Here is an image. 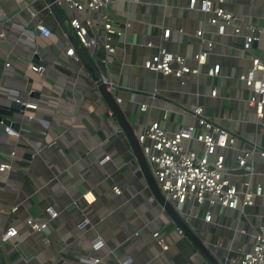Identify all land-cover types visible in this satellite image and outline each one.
Returning <instances> with one entry per match:
<instances>
[{"label":"crops","instance_id":"0c3cea01","mask_svg":"<svg viewBox=\"0 0 264 264\" xmlns=\"http://www.w3.org/2000/svg\"><path fill=\"white\" fill-rule=\"evenodd\" d=\"M199 1L191 9L189 0H111L106 12L113 27L120 28L123 20L128 21L120 36L113 35L114 52L107 53L106 63L100 60L106 54L100 44L81 46L82 52L115 86L114 93L121 98L120 105L135 133L154 119H164L167 128L175 121L187 122L188 119L178 114L179 108L198 103L214 122L222 123L238 136L239 148L264 143V115L260 126L247 121L251 108L246 99L250 91L236 78L237 73L251 64L241 51L247 25L253 22L264 29L261 0L224 1L225 10L242 15L241 35L234 36L227 29L215 38L208 32L216 40L207 63L185 84L140 66L146 57L160 49L191 59L200 47L194 33L204 26ZM45 3L46 0H0V33L5 31L0 37V67L3 62L11 61L7 74H0L1 83L9 87L10 96L22 93V88L39 94L38 98L28 97L38 108L28 111L20 120L24 128L21 134L29 135L32 147L22 138L16 141L18 163L25 168L21 175L0 173V220L13 225L27 213L46 218L47 206H52L57 215L47 223L52 241L48 246L43 243L41 233L30 234L17 223V234L7 240L1 252L2 264H59L61 260L67 264H208L201 256L200 261L193 260L197 252L190 250L186 237L177 232L155 201L127 138L119 131L114 117L107 115V104L103 100L98 106L92 103L95 95L89 89L92 82L88 69L78 72L59 53L58 39L63 30L53 13L44 9ZM56 5L71 32L69 11L65 5ZM39 18L52 28L49 40L33 32ZM166 28L170 33L165 39ZM205 29L209 30L207 26ZM38 47L41 61L47 63L42 66L43 73L30 69L34 64L32 55ZM252 51L263 53L259 45H254ZM214 64L220 65L219 74L210 80L217 85V94L209 97L210 83L205 71ZM191 65L196 66L193 60ZM74 85L82 89L77 87L75 91ZM74 92L83 94V100H76ZM140 104L146 105L144 111L139 110ZM10 145H13L11 139L0 133V152H7ZM28 148L33 150L29 160L24 158ZM234 153V150L227 152L229 162ZM253 160L257 173L252 180L263 184V194L251 199L243 209L216 211L210 223L203 221V209L197 210L193 220L194 232L222 262L247 250L255 228L264 224V158L254 155ZM235 173V181L242 182V170ZM114 185L119 187L120 194L115 193ZM12 198L19 201L29 198L20 205L15 217L7 216L4 210ZM81 219L86 221L79 227ZM153 231L166 240L167 252L160 251ZM95 233L105 241L104 248L96 255L88 244ZM13 243H18V251L9 249ZM92 256L100 257V262L92 263Z\"/></svg>","mask_w":264,"mask_h":264},{"label":"built area","instance_id":"2783aa9c","mask_svg":"<svg viewBox=\"0 0 264 264\" xmlns=\"http://www.w3.org/2000/svg\"><path fill=\"white\" fill-rule=\"evenodd\" d=\"M54 1L58 5H65L69 11L68 23L79 45L88 47L89 43L100 44L106 52L104 58L100 60L106 63L107 53H113L115 50L111 44L113 35L120 36L128 25V21L123 20L120 28L113 27L106 12L107 5L111 0ZM224 1H199L198 9L204 15V26L198 28L194 33L199 39L200 47L191 59L160 49L156 54L146 57L140 66L162 76L176 78L182 84H185L191 75L197 76L200 73V66L207 63L215 38L221 37L227 29L234 36L241 35L243 17L225 10L222 6ZM195 2L196 0H189V8L193 9ZM261 5L264 7V0H261ZM44 9L52 12L48 3L44 4ZM27 10L31 15H35L30 9ZM206 26L209 28L207 32ZM247 31L248 33L243 35L241 51L243 55L249 57L251 64L237 73L236 78L250 91L246 99L247 106L251 108L248 111L247 121L255 122L260 126L264 115V29L251 22L247 25ZM33 32L43 40H49L53 34L51 26L40 18L35 20ZM208 32L212 33L215 38L208 36ZM169 33V28L164 29L163 37L168 38ZM3 35H5V31L0 33V37ZM146 45L151 46V43L147 42ZM254 45H259L263 53L260 55L254 53L252 51ZM57 49L69 63L73 64L75 70L83 72L86 69L73 44L63 32L59 36ZM40 52L38 47L32 56H37L41 61ZM192 60L196 66L191 65ZM10 65L11 61L3 62L0 67V74H7L6 68ZM42 66L34 61V64L30 65V69L34 72L43 73L44 66ZM94 67L98 70L100 79L106 83V87L114 96L115 101L120 104L121 98L115 95L113 83L101 73L97 66ZM219 72V64L211 65L205 71L206 79L210 83L207 86L209 97H215L217 94V85L212 84L210 80L216 77ZM90 80L92 86L88 87L95 95L92 103L98 106L99 102L102 101L101 94L92 78ZM77 87L80 86L74 85L75 91ZM80 88L82 89V87ZM31 90L33 89L22 88V93L10 96L8 94L9 87L2 85L0 80V105H7L11 99H15L24 107L23 110L14 112L11 118L0 114V133L13 142L7 152H0V173L10 174L12 172L21 175L23 168H25L24 164L18 163L19 157L16 155L15 149L18 138H22L28 146L32 147L29 135L21 134V129L24 131V128H21L22 123L20 121L26 117L28 111L33 112L38 108L36 103L28 100V93ZM74 96L79 102L81 99L83 100V94L74 92ZM145 109V104L139 105V110L144 111ZM178 114L188 121H175L167 128L164 119H154L143 125L141 130L136 133V138L161 193L172 203L180 217L195 231L193 220L197 217L198 209L204 210L203 221L210 223L216 211L231 212L236 209H243L251 199L263 194V184L253 181L252 177L257 173L253 156L258 155V157L264 158V143L258 145L255 143L250 148H239L238 136L222 123L214 122L205 114L203 106L198 103L179 108ZM107 115L113 116L110 108L107 109ZM6 120L8 121L6 122ZM12 122L19 124V130L11 127ZM106 135L108 138L111 137L107 133ZM230 150H234L235 153L229 162L227 152ZM237 170H242L244 176V180L240 183L235 181ZM3 190L5 189L3 188ZM113 190L116 194L121 193L117 185L113 186ZM85 196L86 194H84ZM28 199L19 201L12 198L4 209L5 214L15 217L20 205H24ZM45 213L47 214L46 218L27 213V216L13 225H6L5 219L0 220L1 225H6L0 226V264H2L1 252L5 250L7 240L18 232L19 225L17 223L24 226L30 234L41 233L42 241L46 246L52 243L47 223L49 219L57 215V212L52 206H47ZM85 221L86 219H81L78 226L81 227ZM175 228L183 236L182 231L176 225ZM152 236L160 251L162 253L167 252L169 245L164 238L159 237L158 231H153ZM17 244H11L9 249L18 251ZM88 244L96 255L104 248L105 241L99 234L95 233L88 239ZM100 260L101 258L98 256L90 257L92 263H98ZM223 263L264 264V224L255 228L250 247L247 250L240 251L234 258ZM59 264L67 263L65 260H61ZM119 264L126 263L120 262Z\"/></svg>","mask_w":264,"mask_h":264},{"label":"water","instance_id":"95a60500","mask_svg":"<svg viewBox=\"0 0 264 264\" xmlns=\"http://www.w3.org/2000/svg\"><path fill=\"white\" fill-rule=\"evenodd\" d=\"M49 4L51 11L57 20L60 28L63 32L68 36L69 40L72 42L76 53L80 57L83 64L86 66L88 71L91 74L92 80L95 82L97 89L101 94L102 100L107 104V106L111 109L112 115L114 119L117 121L119 127L127 138L128 144L131 148V151L134 155L136 163L138 165V169L140 171L141 176L143 177L149 191L154 197L155 201L162 207V210L166 213L168 218L172 220V222L182 231L183 235L189 242L190 250L196 251L199 255L208 263V264H224L221 260V257L211 250L208 245H206L205 241L199 237L190 227L189 225L180 217L172 203L169 202L161 193L155 178L153 177L149 165L146 161L145 156L143 155L142 149L140 147L139 142L136 138V133L127 117L125 116L122 107L115 101L112 93L107 89L106 83L100 79V74L98 70L87 60L84 56L79 43L77 42L74 35L67 28L64 20L62 19L58 7L54 0H46ZM33 61L46 65L45 62L40 61L37 56H33ZM38 91L31 90L28 93V97L38 98ZM24 107L17 102L15 99H11L9 104L0 105V114L5 115L6 117H12L14 112H19L23 110ZM8 120H6L7 122ZM11 127L15 130H19V124L17 122H12ZM33 154L32 149H26L24 151V158L31 159V155Z\"/></svg>","mask_w":264,"mask_h":264},{"label":"rangeland","instance_id":"374dc122","mask_svg":"<svg viewBox=\"0 0 264 264\" xmlns=\"http://www.w3.org/2000/svg\"><path fill=\"white\" fill-rule=\"evenodd\" d=\"M193 260L196 261V262L200 261V260H201L200 255L197 254V253H195V254L193 255Z\"/></svg>","mask_w":264,"mask_h":264},{"label":"bare ground","instance_id":"6f19581e","mask_svg":"<svg viewBox=\"0 0 264 264\" xmlns=\"http://www.w3.org/2000/svg\"><path fill=\"white\" fill-rule=\"evenodd\" d=\"M72 33V32H71ZM78 42V41H77ZM81 47V46H80ZM81 50H82V48H81ZM109 108V107H108Z\"/></svg>","mask_w":264,"mask_h":264}]
</instances>
